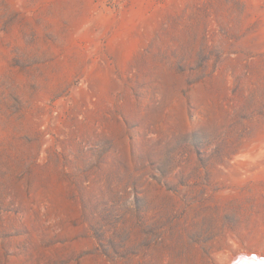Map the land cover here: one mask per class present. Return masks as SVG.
I'll return each mask as SVG.
<instances>
[{
  "label": "rangeland",
  "instance_id": "374dc122",
  "mask_svg": "<svg viewBox=\"0 0 264 264\" xmlns=\"http://www.w3.org/2000/svg\"><path fill=\"white\" fill-rule=\"evenodd\" d=\"M264 257V0H0V264Z\"/></svg>",
  "mask_w": 264,
  "mask_h": 264
},
{
  "label": "bare ground",
  "instance_id": "6f19581e",
  "mask_svg": "<svg viewBox=\"0 0 264 264\" xmlns=\"http://www.w3.org/2000/svg\"><path fill=\"white\" fill-rule=\"evenodd\" d=\"M231 264H264V257L252 254H241L234 258Z\"/></svg>",
  "mask_w": 264,
  "mask_h": 264
}]
</instances>
